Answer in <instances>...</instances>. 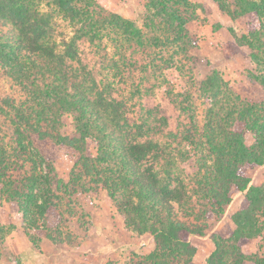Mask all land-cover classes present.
Here are the masks:
<instances>
[{"label":"trees","instance_id":"1","mask_svg":"<svg viewBox=\"0 0 264 264\" xmlns=\"http://www.w3.org/2000/svg\"><path fill=\"white\" fill-rule=\"evenodd\" d=\"M41 1L0 0V19L17 33L0 40V65L27 95L14 108L16 128L9 150L0 126V198L15 202L24 220L32 219L35 225L33 210L45 222L48 211L55 208L56 192L72 199L103 190L127 228L153 238L154 250L135 264H194L196 248L189 238L210 232L215 249L207 264H264V259L247 257L241 250L243 243L254 239L264 243V184L250 185L242 174L244 168L264 165V100L241 99L212 72L201 84L207 104L203 137L212 163H194L178 149L170 133L163 142L142 139L144 126L128 121L124 103L110 98L106 86L89 78V73L85 76L77 47L80 37L96 38L97 27L108 25L128 41L141 43V30L114 14H104L91 0H47L54 7L49 11H42ZM226 4L247 26L244 39L253 50L249 56L257 68L251 79L264 90V0ZM193 5L189 0H148L147 4L152 16L163 20L179 39L195 16ZM58 15L79 28L66 35L55 24ZM72 63L83 72L75 87L67 73ZM4 103L0 114L8 107ZM67 118L70 133L65 132ZM168 119L164 116L163 127ZM245 132L253 136L251 146L245 144ZM25 143L44 145L53 159L61 148L76 152L68 182L58 179L53 162L35 151L47 170L37 173L36 160ZM175 153L184 156L185 169L175 168ZM27 159L31 162L28 169ZM192 178H197V185L190 191L186 180ZM37 187L46 190L39 193V199ZM235 193L244 195L246 206L230 216L234 229L225 237L213 228ZM11 230L0 226V249ZM25 233L33 242L29 228Z\"/></svg>","mask_w":264,"mask_h":264},{"label":"rangeland","instance_id":"2","mask_svg":"<svg viewBox=\"0 0 264 264\" xmlns=\"http://www.w3.org/2000/svg\"><path fill=\"white\" fill-rule=\"evenodd\" d=\"M189 1L195 6V16L187 22L179 39V35H174L163 20L152 16L148 0H91L93 6L104 14H114L140 29L141 43L128 41L117 29L105 25L97 27L98 32L93 33L96 38L80 37L77 47L85 76L89 73V78L106 86L104 91L110 98L124 103L128 121L144 126L145 136L142 139L163 142L170 133L178 149L186 153L183 155L190 156L194 163L203 162L210 166L212 156L203 137L207 104L201 84L215 71L223 83L245 101L261 103L264 90L251 79L257 68L249 56L253 50L244 39L248 29L240 18L232 14L231 9H227L226 3H231V0ZM40 8L49 11L54 7L49 6L47 0H42ZM58 16L55 17V24L66 35L71 36L79 28H73L65 22L66 19L63 21L62 16ZM11 35H17L13 26L0 19V40H8ZM70 67L67 73L75 87L83 72L77 70L76 63ZM26 98L23 89L8 77L0 65V104L6 102L4 104L8 106L0 114V126L7 150L11 149L10 141L16 128L14 108L24 103ZM164 116L169 117L165 127ZM70 124L67 118L66 133L72 130ZM244 139L247 146L254 143L250 133H246ZM190 140L196 145L192 146L188 142ZM25 145L27 152L32 153L36 160L37 173L45 174L47 170L39 162L35 151L40 152L47 162H53L58 179L68 182L78 158L76 152L61 148L53 159L44 145ZM173 157L177 161L175 168L185 169L181 160L184 156L175 153ZM26 165L27 169L31 168L30 161ZM242 174L249 178L250 185L264 184V165L244 168ZM192 180H186L190 191L197 185V178ZM41 191L46 190L37 187V199ZM56 193L55 208L48 211L45 222L33 210L32 218L36 220V226L31 224L32 219H26L23 225V230L29 228L33 241L32 254L40 253L44 259L42 264L52 262L53 258L49 259L52 254H59L62 258L66 256L78 264H84V261L92 264H135L139 258L154 250L152 236H139L127 228L105 191L97 190L94 195H77L72 199L61 192ZM245 206L244 195L235 193L213 230L228 237L234 229L230 216ZM17 213L19 209L15 202L0 198V221L5 222L6 227H12L10 219H15ZM189 240L196 248L203 246V236H191ZM257 240L264 255V243L261 239ZM64 249L67 254L62 252ZM0 252L4 261L14 259L17 264L22 262L21 256L11 257L5 244ZM61 257L57 258L59 262Z\"/></svg>","mask_w":264,"mask_h":264},{"label":"crops","instance_id":"3","mask_svg":"<svg viewBox=\"0 0 264 264\" xmlns=\"http://www.w3.org/2000/svg\"><path fill=\"white\" fill-rule=\"evenodd\" d=\"M13 215H11L12 217ZM18 216V217H17ZM15 219L12 220V230L5 238V246L7 251L11 254V257L21 256L22 262L20 264H42L44 259L41 258V254L38 252L33 253L32 242L29 240L25 230H23V225L25 226V220L21 212L17 213ZM220 223V222H219ZM0 226H5V222L0 221ZM217 228V227H216ZM259 241L254 239L250 242L243 243L241 245L242 253L247 257L255 258L259 256L260 259H264V255L260 250ZM196 248V247H195ZM215 246L211 240L210 234L203 236V246L196 248V253L193 257L194 264H207V259L214 251ZM64 254H67V250H62ZM39 255V256H38ZM33 256V259H32ZM58 257H61L59 254H52L49 259L53 258V261L48 263L45 261L44 264H78L76 262H71L68 257H61L60 260H57ZM84 264H92L90 262L84 261ZM0 264H17L15 260L4 261L2 256H0Z\"/></svg>","mask_w":264,"mask_h":264}]
</instances>
